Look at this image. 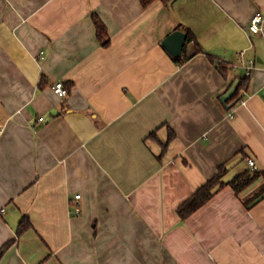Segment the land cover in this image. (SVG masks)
<instances>
[{
	"label": "crops",
	"instance_id": "obj_1",
	"mask_svg": "<svg viewBox=\"0 0 264 264\" xmlns=\"http://www.w3.org/2000/svg\"><path fill=\"white\" fill-rule=\"evenodd\" d=\"M258 11L264 0H0V250L15 239L0 264H264V197L251 202L264 176L179 213L220 166L225 182L264 170ZM176 29L202 47L183 63L163 44ZM242 51L255 66L231 107Z\"/></svg>",
	"mask_w": 264,
	"mask_h": 264
},
{
	"label": "trees",
	"instance_id": "obj_2",
	"mask_svg": "<svg viewBox=\"0 0 264 264\" xmlns=\"http://www.w3.org/2000/svg\"><path fill=\"white\" fill-rule=\"evenodd\" d=\"M155 0H141L142 4L144 6L150 5ZM166 3H169L171 0H164ZM94 22L97 29V36L101 43L106 46L110 43V37L107 30L106 25L104 22L98 17H94ZM188 34V42L185 46V52L182 56L176 57L175 59L179 63H183L186 60H188L193 55L199 53L202 51V47L200 43L196 40V38L191 34L189 30L186 31ZM193 44V49L188 52L187 46L188 44ZM220 68L224 72L225 76L228 74L227 68L223 65H220ZM251 74H248L245 77H241L238 85L236 86L234 92L226 99L228 102L231 100L234 102V104L231 105L233 107L236 103L241 101L243 98L240 96L241 89L246 87L249 84ZM231 85V84H230ZM232 87V85H231ZM226 93L223 94V96ZM230 103V102H229ZM174 132L171 130L169 135V141L173 138ZM167 145V144H166ZM165 145V146H166ZM227 170L224 165L220 166L218 172L215 176H213L211 179L207 180L203 185H201L196 192L183 204L179 207V213L182 218H187L191 213H193L195 210H197L200 206L205 204L207 201H209L213 195L215 194L217 188L223 186L224 184H231L235 191L237 193H241L244 189L249 187L253 182H255L259 177L264 176V170H257L253 173L250 171H245L242 173L237 174L230 182H225L223 180V177L225 176ZM264 197V187L252 198L251 202L257 201ZM31 226V221L29 216L25 215L18 227L17 234L21 235L25 230H27ZM14 240H10L7 242L0 250V254L3 253L9 245L14 242Z\"/></svg>",
	"mask_w": 264,
	"mask_h": 264
},
{
	"label": "built area",
	"instance_id": "obj_3",
	"mask_svg": "<svg viewBox=\"0 0 264 264\" xmlns=\"http://www.w3.org/2000/svg\"><path fill=\"white\" fill-rule=\"evenodd\" d=\"M264 30V13L262 11L256 12L253 16L252 21L249 26L250 33H260ZM239 65H243L247 67L248 73H251L252 68L255 66V61L253 59H247L245 56V52L242 51L238 61ZM53 89L55 92L61 97H65L68 94V89L65 86V82L63 80H58L53 84ZM244 95L247 94V91L243 92ZM40 120H43V117H40ZM3 127L0 124V133H2ZM249 166L254 171L257 167V162L253 158L248 159ZM75 198L78 200L81 198V193L76 194ZM76 211L79 213L81 211V206L79 201L75 202Z\"/></svg>",
	"mask_w": 264,
	"mask_h": 264
},
{
	"label": "water",
	"instance_id": "obj_4",
	"mask_svg": "<svg viewBox=\"0 0 264 264\" xmlns=\"http://www.w3.org/2000/svg\"><path fill=\"white\" fill-rule=\"evenodd\" d=\"M187 42L188 34L181 29L174 30L163 40L164 46L175 57H180L183 55L184 47ZM234 90L235 86L222 97V100L226 101V99L234 92ZM232 104H234V102Z\"/></svg>",
	"mask_w": 264,
	"mask_h": 264
}]
</instances>
